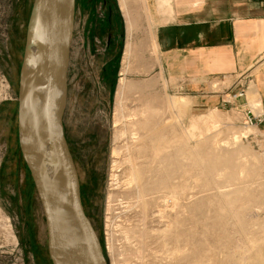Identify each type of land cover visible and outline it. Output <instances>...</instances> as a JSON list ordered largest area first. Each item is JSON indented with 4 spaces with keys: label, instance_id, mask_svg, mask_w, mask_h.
Returning <instances> with one entry per match:
<instances>
[{
    "label": "rangeland",
    "instance_id": "374dc122",
    "mask_svg": "<svg viewBox=\"0 0 264 264\" xmlns=\"http://www.w3.org/2000/svg\"><path fill=\"white\" fill-rule=\"evenodd\" d=\"M32 1L0 0V264H51L41 205L23 155L17 104ZM126 1L132 11L131 50H138L133 61L129 55L122 62L124 32L112 75L103 74L105 27L98 17L96 27L90 28L84 0L77 1L62 117L80 192L83 181H90L87 194H81L82 207L107 263L228 264L234 249L249 250L239 220L256 246L242 252L248 257L258 252L264 262V132L243 118L228 92L221 94L228 102L224 108L206 107L179 81L167 79L149 39L154 42V27L146 1ZM121 77L130 89L124 91L119 108ZM147 84L149 89H131ZM210 85L213 93L228 87ZM249 90L248 105L256 109V94L249 96ZM167 99H183V111H167L161 106ZM152 129L169 142L170 152L185 132V177L181 187L172 166L167 188H154L142 212L128 197L126 167L130 155L142 170L150 165V144L142 136ZM199 158L210 165L207 177ZM145 175L152 176L147 169ZM170 196L171 208L163 202ZM223 201L241 210L239 219L225 217Z\"/></svg>",
    "mask_w": 264,
    "mask_h": 264
},
{
    "label": "water",
    "instance_id": "95a60500",
    "mask_svg": "<svg viewBox=\"0 0 264 264\" xmlns=\"http://www.w3.org/2000/svg\"><path fill=\"white\" fill-rule=\"evenodd\" d=\"M74 11L75 0L32 1L19 72L17 104L19 120L22 114L36 148L32 158L26 159L23 155L41 205L51 264H108L96 233L84 214L77 174L63 133ZM24 78L35 100L33 107L23 106L27 91L22 87ZM20 136L24 146L22 133ZM48 169L52 181L46 191L44 182Z\"/></svg>",
    "mask_w": 264,
    "mask_h": 264
},
{
    "label": "crops",
    "instance_id": "0c3cea01",
    "mask_svg": "<svg viewBox=\"0 0 264 264\" xmlns=\"http://www.w3.org/2000/svg\"><path fill=\"white\" fill-rule=\"evenodd\" d=\"M145 1L164 76L206 107L224 108L221 94L228 92L243 118L264 132V0ZM137 50L130 49L131 61ZM212 82L228 87L213 93ZM247 90L256 94V109ZM240 91L244 98H233Z\"/></svg>",
    "mask_w": 264,
    "mask_h": 264
},
{
    "label": "bare ground",
    "instance_id": "6f19581e",
    "mask_svg": "<svg viewBox=\"0 0 264 264\" xmlns=\"http://www.w3.org/2000/svg\"><path fill=\"white\" fill-rule=\"evenodd\" d=\"M117 4H118V8L120 10L121 16L124 20V30H125V36H126L125 52L123 54V63H124L125 61L128 60L129 55H130L129 51L131 49L130 37H131L132 30H133V28H132V14H131L132 11L129 9V7H128L129 4L126 0H117ZM22 87L23 88L25 87V89L27 90L25 93V97L23 99L24 108H26L28 106L33 107L35 105V100L32 97L31 92L28 91L25 78L22 80ZM142 88L149 89V86L147 84V85H143V86L142 85H140V86L134 85L131 87L132 90L134 89L137 91H140ZM129 89H130V85H126L125 82L123 81L122 77H121V79L118 80L117 92H116V98L118 100L117 105L119 108L121 107V97H122L124 91L129 90ZM161 106H164L167 109V111L177 110L179 112H182L184 107H185V103H184L183 99H178V100H168L167 99L166 101L161 103ZM19 123L21 126L20 129H21V133H22V139L24 140L23 153H24L26 159H30V158H32L33 150L35 152V148H36L35 141H34L33 137L28 133V128L25 125V118L22 114L20 115ZM155 131H157V130H155ZM155 131H154V129H152L151 131H148L147 133H145L142 136V138L147 139L148 144H150L149 153L152 155L150 165L149 166L147 165V167H143V170H142L137 165L138 163L135 162V159L132 158V155H130L127 159L126 169L128 171V178H129V183L127 182L129 184L128 197H130L132 200H134L136 202V204H138V206L142 210V212L145 211L144 210V208L146 206L145 198L148 197V195L150 196V194H153L152 192L154 191V188L155 189H157V188L161 189V188L166 187L167 183L169 182V179L171 178V176L173 174L172 171L170 170L172 166L175 167V165H176V172L175 173L178 174V177H179V180L181 183L180 184L181 187L183 185L182 183L184 182V177H185V172H184V170H185L184 160L185 159H184V156L187 155V154H185L186 150H185V145H184L185 132L181 131V134L179 136V143L177 144L178 146L176 147L175 150H172V152H170L168 150V148L170 147L169 142L166 141L161 135L156 136L155 134H157V133ZM205 152L206 151L204 150V153ZM201 154H203V152ZM197 157H199V155ZM34 159L35 158H33V160ZM137 161H139V160H137ZM198 163L200 165L204 166L205 176L208 175V173L210 172L209 171L210 165H209L208 161L205 162V160L202 161L199 158ZM210 164H212V162ZM223 165H226V164H223ZM145 166H146V164H145ZM220 167H221V165H220ZM201 168H202V166H201ZM145 169H147V173H150L152 176H150V177L146 176L145 175ZM174 170H175V168H174ZM46 178H47L46 179L47 181L44 182L45 183L44 184V190L47 191L51 185L50 181H52V176L50 174L49 169L46 170ZM152 186H155V187H152ZM222 197H221V199H222ZM163 202L167 203V204L169 203L170 208L174 206V198L172 196H170L169 198H164ZM223 202H224L223 208L225 210V212H224L225 217L226 218H234V219L237 218V219H239V216L242 213L241 210L235 208L233 206L232 202H229V201H223ZM238 224H239V228L241 227L240 235H241L242 240L244 242L243 245L248 244L249 250L255 249L256 248L255 241L253 239H251L252 237H250V235L247 233L245 223H243V222L241 223V221L239 220L237 222V225ZM242 249L236 248L233 250L232 253L230 252L234 256L232 255V259L228 262V264H264L263 259L261 258L260 254L258 252H255L254 254H252V257H248L247 254H246V256L244 255L243 252L245 250L243 251ZM248 251H245V252H248Z\"/></svg>",
    "mask_w": 264,
    "mask_h": 264
},
{
    "label": "flooded vegetation",
    "instance_id": "af4514ba",
    "mask_svg": "<svg viewBox=\"0 0 264 264\" xmlns=\"http://www.w3.org/2000/svg\"><path fill=\"white\" fill-rule=\"evenodd\" d=\"M78 0H75V6ZM84 9L88 14L86 22L90 24V28L96 27V18L99 17V23L105 27L106 30V42H105V53L106 61L104 65L103 74L112 75L115 72L117 65V49L122 46L121 37L124 35V25L122 21L118 4L114 0H84ZM76 10V8H75ZM75 15V11H74ZM73 36V35H72ZM92 47V46H91ZM90 185L89 180L83 181V188L80 192L84 195L87 194V186ZM80 191V186H79ZM86 215V214H85ZM87 217V216H86Z\"/></svg>",
    "mask_w": 264,
    "mask_h": 264
},
{
    "label": "built area",
    "instance_id": "2783aa9c",
    "mask_svg": "<svg viewBox=\"0 0 264 264\" xmlns=\"http://www.w3.org/2000/svg\"><path fill=\"white\" fill-rule=\"evenodd\" d=\"M234 97H237V98H243L244 97V93H243V91H240V92H238L235 96H233V98ZM246 121L248 122V123H250V124H253L254 122H253V120L251 119V118H246Z\"/></svg>",
    "mask_w": 264,
    "mask_h": 264
}]
</instances>
